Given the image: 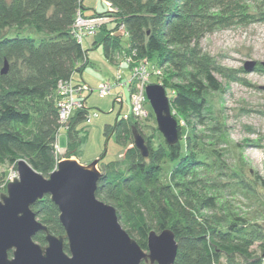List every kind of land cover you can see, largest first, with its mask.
<instances>
[{"label":"trees","instance_id":"16d2710c","mask_svg":"<svg viewBox=\"0 0 264 264\" xmlns=\"http://www.w3.org/2000/svg\"><path fill=\"white\" fill-rule=\"evenodd\" d=\"M103 1V14L108 10L107 4L116 9L118 20L112 28L116 29L119 23L124 27L112 35L108 27L98 29L102 32L99 44L104 58L116 67L130 55L137 62L145 60L147 70L150 65L159 70L169 68L170 79L188 84L168 83V79L160 84L170 95L171 111L196 119L207 111L206 92L220 88L212 76L215 69L209 57L201 51V40L217 29L258 19L241 0ZM84 11L82 0H0V164H12L16 169L17 161L24 159L48 177L60 160L57 135L62 127L67 133L66 152L78 156L87 135L81 125L91 122L98 113H91L83 99L85 90L79 91L73 99L82 105L62 123L59 104L63 96L59 89L64 84L74 88L87 86L82 80H74V74L81 75L89 64L87 51L82 47L84 38L89 36L79 40L74 24L78 16L101 14L93 10L88 15ZM260 14L264 20V11ZM10 28H29L41 37L19 33L9 36ZM5 63L7 71L1 73ZM126 64L123 62L127 70ZM103 81L107 82L102 80L98 85ZM177 124L179 140L172 146L166 142L155 146L151 139H145L132 114L126 120L116 118L113 124H106V140L114 137L118 144L124 146L129 141V145L121 161L103 164L96 197L115 208L121 226L144 250L151 230L170 229L178 245L173 264H225L227 257L228 264H264V232L260 225L250 231L224 219L215 213L218 210L214 199L199 189L198 184L203 182L193 175L201 163L190 139L184 145L190 163L187 181L178 178V171L171 174L168 183L162 181L163 164L181 159L183 130ZM133 129L143 136L147 157L133 145ZM103 156L104 153L102 159ZM4 177L2 172V181ZM205 207L214 214L201 215L200 210ZM31 209L49 233L63 234L58 208L48 195L33 203ZM33 239L45 244L41 232ZM257 241L261 242L259 255L252 249Z\"/></svg>","mask_w":264,"mask_h":264},{"label":"rangeland","instance_id":"374dc122","mask_svg":"<svg viewBox=\"0 0 264 264\" xmlns=\"http://www.w3.org/2000/svg\"><path fill=\"white\" fill-rule=\"evenodd\" d=\"M82 1L84 12L88 15L92 14L93 10L102 15L106 11L103 0ZM241 2H244L258 19L247 24L217 29L201 40V51L209 57L215 69L212 76L220 88L206 92L204 98L207 111L203 112L201 119L181 115L172 109L173 116L182 126L183 150L180 160L166 161L163 164L162 181L168 183L171 174L177 171L178 178L187 181L190 176L187 174V166L190 163L185 156L188 151L184 149V145L185 140L190 139L191 143L196 145L198 161L201 163L193 176L203 182L198 184L199 189L212 197L217 204L218 211L215 213L247 227L250 231L256 229L259 224L264 232V67L261 65V62H264V20L260 19V13L264 11V0ZM109 26L113 27L112 24ZM8 32L9 36L19 33L41 37L40 33L32 32L29 28H10ZM101 37L102 32L99 30L95 35L84 38L82 47L87 51L89 64L81 75L74 74V80H82L89 87L83 92V99L86 100V106L91 113L94 111L98 116L81 125L86 128L87 135L78 156L66 152L68 145L64 127L58 132L57 143L60 160L75 158L84 165L101 157L105 152L104 158L101 157L102 160L98 163V169L103 172V164L112 160L121 161L123 152L129 145V141L124 146L118 144L114 137L106 140L103 134L104 126L113 124L116 118L128 119L132 109L129 111V94L125 87L115 86L111 93L104 97H100L95 90L102 80L114 85L117 73L116 66L104 58L102 45L99 44ZM94 42L97 43L93 44ZM248 62H255V65L251 68L245 67ZM154 70L150 65L147 74L141 78L145 87L153 83L162 84L166 79L168 83L188 85L185 80L170 79V70L167 67L159 70V74L154 73ZM128 74L129 69L126 70V66H123L121 81L125 82L129 78ZM118 92L121 98H118ZM145 106L147 114L136 120L140 123L145 139H151L157 146L165 142V139L157 129L149 102ZM2 172H5L3 181ZM14 174L17 177L12 164H0V193L5 192L6 183ZM200 214L212 216L214 211L205 207L200 210ZM260 243L257 241L252 246L256 255L261 254ZM241 260L235 259L237 262ZM223 262L228 264V257L224 258Z\"/></svg>","mask_w":264,"mask_h":264},{"label":"water","instance_id":"95a60500","mask_svg":"<svg viewBox=\"0 0 264 264\" xmlns=\"http://www.w3.org/2000/svg\"><path fill=\"white\" fill-rule=\"evenodd\" d=\"M254 65L248 62L245 67ZM261 65L264 67V62ZM6 71L5 63L1 73ZM145 95L158 131L167 145L176 144L178 124L165 88L158 83L147 85ZM132 135L133 145L147 157L143 136L135 129ZM100 160L101 157L84 165L75 158L61 159L48 177L26 160L17 161V177L8 181L5 192L0 193V264L174 263L178 245L170 229L151 230L144 250L121 226L115 208L96 197L97 182L102 176ZM46 195L58 208L64 230L61 235L49 233L31 209ZM39 232L44 234V245L33 239Z\"/></svg>","mask_w":264,"mask_h":264},{"label":"built area","instance_id":"2783aa9c","mask_svg":"<svg viewBox=\"0 0 264 264\" xmlns=\"http://www.w3.org/2000/svg\"><path fill=\"white\" fill-rule=\"evenodd\" d=\"M108 10L107 14H101V15H94L89 17H80L78 16L76 18L75 24H74V31L76 36L79 40L82 39V37L85 36H92L95 35L98 29L102 27H108V29H112V33L110 35L115 34L116 32H121L124 30L123 24L119 23L116 29L110 27V24H113L117 19L116 16V9L112 8L109 4H107ZM112 18H115L112 20ZM116 31V32H115ZM125 61H121L117 65V77L114 85L107 82H101L98 85V93L100 97L107 96L111 93L112 89L116 85H120L126 88L128 94H129V111L131 110V114L134 115L137 118H142L147 114L146 110V103L147 98L145 95V83L144 81H141V78L144 77L148 70L145 68L146 61H135L133 58L129 55L124 57ZM123 62H126L127 66L129 67V78L123 82L121 81V73H122V66ZM154 73L159 74V69L155 68ZM141 81V82H138ZM87 86L82 85L77 88H74L70 84H64L60 86V93L62 97V100L59 104V114L61 122H66L67 118L69 117V114L79 108L82 103L79 101H76L73 99V95L77 92H81L83 90H86ZM118 98H121L120 95H118ZM128 111V112H129ZM15 177L14 175L10 176V180H12Z\"/></svg>","mask_w":264,"mask_h":264}]
</instances>
